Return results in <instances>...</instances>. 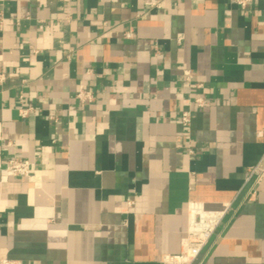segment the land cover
<instances>
[{
    "label": "crops",
    "instance_id": "obj_1",
    "mask_svg": "<svg viewBox=\"0 0 264 264\" xmlns=\"http://www.w3.org/2000/svg\"><path fill=\"white\" fill-rule=\"evenodd\" d=\"M154 1L0 0V257L160 264L197 202L194 264H264V0Z\"/></svg>",
    "mask_w": 264,
    "mask_h": 264
},
{
    "label": "built area",
    "instance_id": "obj_2",
    "mask_svg": "<svg viewBox=\"0 0 264 264\" xmlns=\"http://www.w3.org/2000/svg\"><path fill=\"white\" fill-rule=\"evenodd\" d=\"M241 9L247 7L253 0H230ZM152 6H158V0L151 3ZM186 79L189 78V72L185 71ZM195 86L201 87V83ZM76 99L83 104L93 99L91 90L79 85L76 93ZM198 107L206 104V100L202 96L193 99ZM33 109L30 105H19L18 113L21 117H26ZM51 120L55 119L52 114L48 115ZM191 118L189 109L182 110L179 121L185 129H188ZM5 170L13 176L27 177L31 173V163L20 157H11L5 162ZM253 168L251 172H254ZM229 204L225 203L221 209L209 210L205 209L202 204L190 202L188 205V220L185 236L181 240V251L176 254H165L160 259V264H194L202 254L204 247L207 245L216 228L224 218ZM0 264H20L15 259L0 257Z\"/></svg>",
    "mask_w": 264,
    "mask_h": 264
}]
</instances>
